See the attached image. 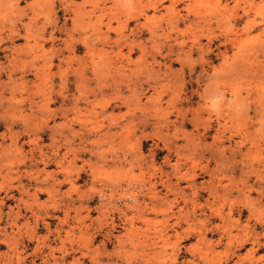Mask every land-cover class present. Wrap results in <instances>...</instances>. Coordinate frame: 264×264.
<instances>
[{
    "label": "rangeland",
    "instance_id": "rangeland-1",
    "mask_svg": "<svg viewBox=\"0 0 264 264\" xmlns=\"http://www.w3.org/2000/svg\"><path fill=\"white\" fill-rule=\"evenodd\" d=\"M0 264H264V0H0Z\"/></svg>",
    "mask_w": 264,
    "mask_h": 264
}]
</instances>
